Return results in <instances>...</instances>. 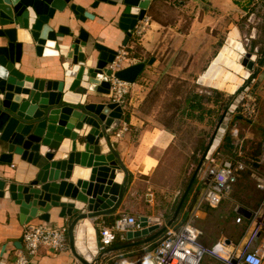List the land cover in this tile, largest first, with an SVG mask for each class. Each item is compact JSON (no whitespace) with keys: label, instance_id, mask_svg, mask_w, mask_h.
<instances>
[{"label":"water","instance_id":"water-1","mask_svg":"<svg viewBox=\"0 0 264 264\" xmlns=\"http://www.w3.org/2000/svg\"><path fill=\"white\" fill-rule=\"evenodd\" d=\"M148 1L0 0V147L3 149L0 164L16 163L10 178H0V197L7 194L16 205L21 224L34 218L44 223L63 219L69 250L80 264L96 263L100 256L94 236L87 235L85 221L112 213L126 183L125 178L121 183L112 182L115 172L122 171L125 175V171L107 138V131L115 128L120 119L121 107L116 102H85L86 91L107 94L111 74L133 83L144 66V62H135L113 73L107 68L118 50L95 41L90 33L92 26H85L95 17L88 9H96L100 4L120 6L116 27L123 32L119 43L123 47L135 23L144 17ZM232 30L243 48L241 65L248 74L229 94L238 91L252 76L255 60V69L264 68V40L261 48L247 52L237 29L232 28L212 57L213 62L211 59L202 73L208 75L213 68L225 70L223 62L215 61ZM30 46L37 56L60 59L59 79L37 78L19 70L22 56ZM151 62L152 58L147 60V64ZM199 77L196 83L207 86L200 83ZM82 125L89 129L78 137L71 129H80ZM225 127V123H219L216 134L211 136L166 226L174 221L203 159L212 153ZM79 139L83 144L80 151L76 149ZM261 149L264 151V140ZM83 170L84 177L77 175ZM51 208H59L56 216L50 215ZM237 213L245 218L250 216V212L242 209ZM139 222L141 230L128 231L126 238L156 230L144 238L147 242L157 237L165 226H147L144 217Z\"/></svg>","mask_w":264,"mask_h":264},{"label":"crops","instance_id":"crops-1","mask_svg":"<svg viewBox=\"0 0 264 264\" xmlns=\"http://www.w3.org/2000/svg\"><path fill=\"white\" fill-rule=\"evenodd\" d=\"M250 4L252 3L249 0H178V5L171 6V8L168 0H149L144 14V18L149 21H147L148 28L141 34L137 42L140 47V54L130 50L134 44L135 36L133 35L129 36L125 46L122 47L119 44L123 37V32L116 27L120 6L100 4L96 9H88L95 17L93 21H88L85 26L86 28L92 26L93 29L90 33H92L96 42L118 50L119 54L124 55L122 59L127 58L126 63L123 65H121L122 59L120 60L118 69L135 62H144V66L135 81L128 86L129 95L128 93L126 95L129 96L128 104H131V97L135 96L132 87L141 86L136 83H138L139 76L144 71L146 72L147 68L162 69L169 67L174 70L179 69L182 72L199 69L195 76H200L212 59V52L217 46L219 36L223 35L229 28L238 29V24L243 20V17H246L247 21L255 18L253 11L248 8ZM166 7L173 9L176 13V19L168 21L164 17V13L162 14L161 11H164ZM178 11H182V13L180 12V14ZM253 35L254 31L252 29L249 38L252 39ZM128 54L129 57L126 56ZM150 58H152V62L147 64V60ZM59 62L60 59L55 56L35 55L30 46L22 56L19 70L37 78L59 79L61 75ZM258 76L259 74L256 77ZM86 96L85 102H110L108 93L101 94L88 90ZM125 111L124 106H121V116L118 123L115 128L107 131L111 148L117 154L119 163L125 171V175L122 171L117 172L120 174L118 183H121L123 178L126 179L125 189L118 206L112 213L97 216L89 222L95 242L98 224H109L112 219L114 220L121 214L132 215L138 222L139 218L144 217L147 226L158 224L161 227L169 220L175 208L174 204L179 200L177 199L172 205L178 190L175 192L169 191V194L164 195L163 197H166L165 201H160L151 190L153 187L152 176L157 173L167 155L171 137L170 132L164 125L154 124V122L148 123L151 119L145 111H135L134 109L129 112ZM232 118L239 119L238 114L234 113ZM122 123H125L126 130L121 132L119 137H116L114 133L121 127ZM88 129L89 126L82 125L80 129L72 128L71 131H74L80 137L86 134ZM222 139L223 136H220L213 154H218L217 149L223 145ZM221 141L222 145L220 144ZM82 145L80 139L76 141L78 151L82 150ZM2 151L3 149L0 147V153ZM15 166L16 163L10 165L0 164V178L2 176L10 178L8 176H12ZM163 167L159 171H162ZM198 185L199 181L196 182L195 180L184 206L181 210L179 209L174 221L169 226L177 227L192 215L193 225L199 231V239L202 243L217 247L216 245L223 241L224 248L228 253H232L241 242L251 220L250 216L245 218L244 215L237 213V210L242 209L251 213L259 203L250 206L243 202H235L229 208L231 199L227 197V200H223H226L223 204L220 203L221 205L219 204L215 208L208 207L205 204L195 207L201 192ZM60 200H63V198L61 197ZM58 210L59 208H51L49 213L56 216ZM232 214L241 216L239 222L234 221ZM41 222L34 218L28 223L37 224ZM47 224L52 227H66L65 222L60 218H56ZM24 225L25 223L21 224L18 220L16 205L7 194L2 195L0 197V264H9L14 259L15 251L20 248V237ZM139 230H141V227H139ZM155 231L139 236H130L125 240H114L97 252L100 256L97 257L98 259L96 258V263L91 264H121L122 262L136 261L141 255L151 250L156 239L163 232L152 240L143 241L144 238ZM66 241L68 247L63 251L49 252L43 248L39 249L32 259L33 264H80L69 250L67 236ZM261 245L264 247V242L259 236L253 247ZM262 250L261 264H264V249ZM88 256L92 257V254H88ZM199 264L222 263L211 256H204Z\"/></svg>","mask_w":264,"mask_h":264},{"label":"rangeland","instance_id":"rangeland-1","mask_svg":"<svg viewBox=\"0 0 264 264\" xmlns=\"http://www.w3.org/2000/svg\"><path fill=\"white\" fill-rule=\"evenodd\" d=\"M249 1L252 4L248 5V8L253 11L255 18L247 21L246 17H243V20L238 24L239 31L238 29L237 31L246 51L252 52L256 47L261 48L264 40V0ZM168 3L170 7L177 6L178 0H168ZM171 8L166 7L164 11H161L168 21L176 19V13ZM180 12L182 13V11H178V13ZM147 21L144 19L140 23V26H143L141 34L148 28ZM252 29L254 35L251 39L249 34ZM229 30L231 28L227 31ZM227 31L219 36L212 57L222 44ZM140 37L141 35L135 37L132 49H130L136 54L141 53L137 43ZM126 56L129 57L130 55ZM126 59L121 60V65L126 63ZM255 66L256 60L251 71L253 72L252 76L233 94H229L225 90L216 89L215 91L211 87L196 83L197 77L195 75L199 69L182 72L179 69L174 70L169 67L162 69L150 67L138 78L136 84L141 86L132 87L135 96L131 97V104H128L129 93L126 95L127 97L123 96L120 106H124L125 112L133 109L145 111L151 119L148 123L154 122V124L164 125L170 132L169 148L160 167L164 166V169L159 171V168L151 179L153 185L151 190L160 201L166 200V197L163 196L169 194V191L175 192L176 190L178 192L172 205L178 199L188 176L194 170L204 151L202 147L207 146L211 136L216 134L219 123L222 122L226 125L224 134L228 135V130L233 124L237 127L238 137L241 139L240 147L237 146V149L240 150L239 159L244 164V169L237 173L232 184L228 196L231 199L229 208L235 202H243L250 206L260 203L264 196V190L257 188L256 178L258 176L264 177V151L261 149V143L264 140V68L261 66L255 69ZM258 74L259 76L256 77ZM130 89L131 87L129 91ZM247 97L254 99L257 113L254 120L248 121L239 115L237 120L232 118V115L236 114L239 109L241 99L245 100ZM196 103H199L198 106ZM190 105L194 106L190 107ZM231 105L235 107L232 108ZM220 144L222 145V141ZM232 149V144L229 148L220 146L217 149L218 154H213V159L216 160L219 156L233 157L234 150ZM261 158H263L262 162H260ZM211 164L203 159L195 177L196 182L199 181V188H202L206 168ZM232 217L235 219V214H232Z\"/></svg>","mask_w":264,"mask_h":264},{"label":"built area","instance_id":"built-area-1","mask_svg":"<svg viewBox=\"0 0 264 264\" xmlns=\"http://www.w3.org/2000/svg\"><path fill=\"white\" fill-rule=\"evenodd\" d=\"M144 19L143 17L135 23L130 36L141 35L143 26H140V23ZM123 56L118 51L114 60L107 65L112 73L118 70L119 62ZM108 82L110 101L121 105L122 98L128 93V86L131 83L119 80L112 74L108 77ZM236 114L245 120H254L257 114L254 99H249V97L245 100L241 99ZM125 130L126 125L122 123L114 135L119 137L121 132ZM228 135L234 156H220L215 160L212 155L213 150L205 159L212 164L206 168L201 192L195 207L201 204L211 208L217 207L229 196L237 173L244 169V164L239 159L240 150L237 149V146L240 147L241 139L238 137V129L234 124L229 128ZM260 160L262 162L263 158ZM256 181L258 182L257 188L264 190V177L258 176ZM250 217L249 228L232 253L227 252L223 241H220L216 245L217 247L202 243L199 239V231L193 225L192 215H190L177 227L165 226L151 250L141 255L136 261L122 262L121 264H199L204 256H211L222 264H261L264 247L262 245L253 247V244L260 235L264 242V196L257 208L250 213ZM240 218L241 216L237 215L234 221L239 222ZM139 227L140 222L129 214H121L109 224H98L96 233L97 252L116 239L125 240L128 231L138 230ZM67 247L65 226L52 227L44 222L28 223L24 225L21 233L20 248L15 251L14 259L9 264H33L32 259L39 249L59 252L66 250Z\"/></svg>","mask_w":264,"mask_h":264},{"label":"bare ground","instance_id":"bare-ground-1","mask_svg":"<svg viewBox=\"0 0 264 264\" xmlns=\"http://www.w3.org/2000/svg\"><path fill=\"white\" fill-rule=\"evenodd\" d=\"M146 5V1H144ZM22 38V36H20ZM27 38V37H26ZM237 50V51H236ZM236 51L237 53H234ZM243 48L236 39L235 30L229 32L226 43L217 52L216 63L223 62L225 70L215 69L209 71L208 75L203 73L200 75V83L216 88L218 90H225L231 93L237 86L241 78H245L248 71L241 65V55ZM213 62V59L211 60ZM74 118V117H72ZM73 122V119H71ZM216 140H214L215 144ZM77 175L84 177L85 170L78 171ZM120 180V174L115 172L112 182L117 184ZM84 228L87 229V235H92V229L88 221H85ZM91 246V243H89ZM92 248V247H91Z\"/></svg>","mask_w":264,"mask_h":264},{"label":"trees","instance_id":"trees-1","mask_svg":"<svg viewBox=\"0 0 264 264\" xmlns=\"http://www.w3.org/2000/svg\"><path fill=\"white\" fill-rule=\"evenodd\" d=\"M215 91H216V90H215ZM198 104H199V103H196V106H198ZM192 106H194V105H190V107H192ZM222 141H223V147H227V148H229V146H230V144H229L230 138H229V136H228L227 134H224ZM204 149H205V147L203 146V147H202V150H204ZM257 149L259 150V147H258ZM189 177H190V175L188 176V179H189ZM188 179H187V181H188ZM187 181L185 182L184 187H185ZM194 183H195V179L193 180V182H192V184H191V186H190L188 192L186 193V195H185V197H184V199H183V202H182V205H181V207H180V210H181L182 207L184 206V203H185V201L187 200V197H188L190 191L192 190V186L194 185ZM184 187H183V189H184ZM180 195H181V194H180ZM180 195H179V197H180ZM179 197H178V199H179ZM177 201H178V200H177ZM177 201L175 202L174 207H175ZM174 207H173V208H174ZM112 220H113V219H112ZM112 220H111V222H112ZM111 222H110V223H111Z\"/></svg>","mask_w":264,"mask_h":264}]
</instances>
